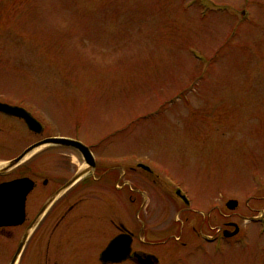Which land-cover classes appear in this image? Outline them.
Masks as SVG:
<instances>
[{"label":"rangeland","instance_id":"1","mask_svg":"<svg viewBox=\"0 0 264 264\" xmlns=\"http://www.w3.org/2000/svg\"><path fill=\"white\" fill-rule=\"evenodd\" d=\"M0 101L235 221L200 264H264V0H0ZM39 138L0 116V163Z\"/></svg>","mask_w":264,"mask_h":264},{"label":"flooded vegetation","instance_id":"2","mask_svg":"<svg viewBox=\"0 0 264 264\" xmlns=\"http://www.w3.org/2000/svg\"><path fill=\"white\" fill-rule=\"evenodd\" d=\"M0 116L40 136L6 162L53 137L85 144L76 136L47 135L33 115L39 131L20 118ZM85 145L90 155L44 144L0 172V185L12 183L19 192V198L2 199L23 202L24 212L21 223L0 227V238L7 240L0 241V255L7 264L15 257L14 264H190L191 258L200 264L237 244L238 234H231L236 222H223L221 211L210 218L190 194L141 161L130 168L135 180L127 181L126 170H111L110 158Z\"/></svg>","mask_w":264,"mask_h":264},{"label":"water","instance_id":"3","mask_svg":"<svg viewBox=\"0 0 264 264\" xmlns=\"http://www.w3.org/2000/svg\"><path fill=\"white\" fill-rule=\"evenodd\" d=\"M0 112L6 115H9V116H15V117L22 118L30 130L39 131L37 127L39 126V123L30 115V113H28L26 110H24L21 107L0 102ZM45 143L72 146V147L78 148L84 155H87V154L90 155L88 148L85 145H83L81 142L74 141V140L67 139V138H50L34 146H31L30 148L22 152L15 159L0 166V172L7 171L10 168L14 167L28 153L37 149L39 146ZM7 194H16L19 198L18 186H15L12 183H5V184L0 185V227L18 224V223H21V221L23 220V213H24L23 212V202L17 199H14V200L2 199V197L6 196ZM235 207H237L236 200H229L227 202L228 209L233 210ZM237 232H238V227L235 225V230L231 234H236ZM15 260H16V257L14 261H12L11 264H14Z\"/></svg>","mask_w":264,"mask_h":264}]
</instances>
